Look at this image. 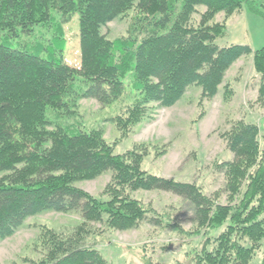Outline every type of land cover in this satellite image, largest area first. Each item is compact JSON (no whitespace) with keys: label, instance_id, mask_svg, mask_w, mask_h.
<instances>
[{"label":"trees","instance_id":"1","mask_svg":"<svg viewBox=\"0 0 264 264\" xmlns=\"http://www.w3.org/2000/svg\"><path fill=\"white\" fill-rule=\"evenodd\" d=\"M249 0H0V241L44 212L80 215L68 233L42 227L34 242L35 264H107L95 240L107 231L137 229L142 223L181 232L175 222L133 197L139 191L166 192L190 205L194 229L202 236L193 264H250L261 252L264 264V132L242 121L224 134L233 160L217 165L224 173L226 204L207 197L195 184L165 179L142 169L144 158L166 148L135 144L115 153L119 140L148 117L149 105L170 107L190 86L200 88L199 105L211 100L225 73L252 55L260 76L257 101L264 104V45L218 47L226 21ZM203 7L196 25L192 16ZM127 37L110 40L102 29L129 15ZM223 14L222 23L215 21ZM76 14L80 66L64 63L62 26ZM52 26L48 45L11 43L35 27ZM225 97L231 90L224 85ZM125 95L129 104L113 122L118 140L99 129L73 125L77 104L94 99L110 107ZM110 173L100 198L75 186ZM104 197V199L102 198ZM168 216V214H166ZM224 228L216 237L211 233ZM146 264H152L146 261Z\"/></svg>","mask_w":264,"mask_h":264},{"label":"rangeland","instance_id":"2","mask_svg":"<svg viewBox=\"0 0 264 264\" xmlns=\"http://www.w3.org/2000/svg\"><path fill=\"white\" fill-rule=\"evenodd\" d=\"M263 3L264 0H249ZM192 16L191 25H196L203 7H198ZM259 13L251 12L244 6L239 14L232 15L225 23V35L215 40L218 47L231 45L248 46L252 52L264 45V8ZM116 19L102 29L110 40L127 37L130 17ZM223 14H217L215 21L222 23ZM65 41L63 59L70 67L80 66L78 17L72 15L62 26ZM52 26L35 27L30 34H22L11 43L46 46L52 40ZM260 76L254 71L252 55L238 59L225 73L223 83L211 100H203L199 105L200 88L188 87L182 97L170 107L149 105L148 117L137 124L127 138L119 140L115 153L122 154L135 144H153L165 147L166 153L158 156L153 151L144 158L142 169L150 174L173 179L178 182L198 186L207 196L219 204H226L225 177L217 165L233 160L227 149L224 134L235 122L242 121L260 128L264 132V104L257 101ZM224 85L231 90L225 97ZM129 96L103 107L94 99H83L77 104L76 119L67 122L101 130L108 142L118 140L119 133L111 121L121 116L129 104ZM260 150L264 154V141L260 140ZM110 173L93 180L76 183L75 186L93 197L100 198ZM133 197L152 207L157 215L164 216V223L175 222L181 232L170 228L154 227L142 223L137 229L127 231H107L101 237L89 239L88 245L95 246L107 264H193L192 253L198 251L202 236L188 234L194 229L191 207L181 198L166 192L139 191ZM104 199V197H102ZM168 214V216L166 215ZM75 212H44L28 218L23 226L11 237L0 241V264H35L40 254L34 249V242L42 227L57 232L68 233L80 222ZM224 228L212 232L216 237ZM262 254L256 252L250 264H261Z\"/></svg>","mask_w":264,"mask_h":264}]
</instances>
